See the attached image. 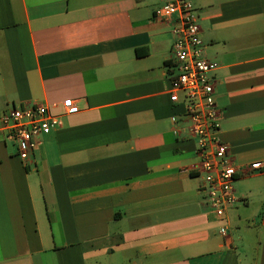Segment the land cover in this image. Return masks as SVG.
<instances>
[{
    "label": "crops",
    "instance_id": "obj_1",
    "mask_svg": "<svg viewBox=\"0 0 264 264\" xmlns=\"http://www.w3.org/2000/svg\"><path fill=\"white\" fill-rule=\"evenodd\" d=\"M160 3L0 0V113L41 102L60 122L29 163L0 137V264H264V0H192L237 168L225 219L170 99Z\"/></svg>",
    "mask_w": 264,
    "mask_h": 264
},
{
    "label": "built area",
    "instance_id": "obj_2",
    "mask_svg": "<svg viewBox=\"0 0 264 264\" xmlns=\"http://www.w3.org/2000/svg\"><path fill=\"white\" fill-rule=\"evenodd\" d=\"M155 16L170 26L173 35L170 99L177 103L179 93L184 95L182 103L189 120L188 129L199 157L194 169L203 177L209 208L219 219H225L228 210L240 200L234 189L237 168L231 146L218 136L221 110L215 99L213 73L219 64L202 55L201 28L192 0H161ZM79 110L73 99L62 102L63 115H73ZM58 126L59 116L46 103H24L0 113V137L17 146L25 163L31 161L39 137ZM228 228L226 223L220 231L226 234Z\"/></svg>",
    "mask_w": 264,
    "mask_h": 264
},
{
    "label": "rangeland",
    "instance_id": "obj_3",
    "mask_svg": "<svg viewBox=\"0 0 264 264\" xmlns=\"http://www.w3.org/2000/svg\"><path fill=\"white\" fill-rule=\"evenodd\" d=\"M250 210H248L249 212L253 209V205L252 206H250V208H249Z\"/></svg>",
    "mask_w": 264,
    "mask_h": 264
}]
</instances>
